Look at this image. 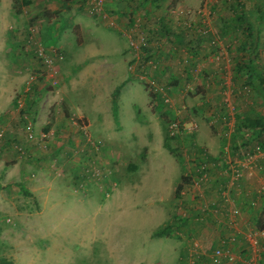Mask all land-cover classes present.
<instances>
[{"label":"rangeland","instance_id":"1","mask_svg":"<svg viewBox=\"0 0 264 264\" xmlns=\"http://www.w3.org/2000/svg\"><path fill=\"white\" fill-rule=\"evenodd\" d=\"M24 1L0 0V264H264L236 0ZM238 1L264 75V0Z\"/></svg>","mask_w":264,"mask_h":264},{"label":"trees","instance_id":"2","mask_svg":"<svg viewBox=\"0 0 264 264\" xmlns=\"http://www.w3.org/2000/svg\"><path fill=\"white\" fill-rule=\"evenodd\" d=\"M65 1H70V0H64V2ZM24 3L28 4L30 2L29 0H25ZM146 3L147 2L145 0H139L138 5H146ZM232 6L234 8L233 13H234V22H235L232 28L234 26L241 27L242 33L243 31H245V33L247 34V38L243 40L241 44L242 50L247 54V59L243 63L238 64L237 71L241 73H245L246 77L244 78V84L249 86L253 91V93L264 102V75L256 68L254 60L251 57V55L256 51L259 43V28H258L257 15L260 11L259 10L260 8H256L255 10H244L243 4L240 3L238 0H236V3L233 4ZM164 28L166 27L165 26L162 27V29ZM143 39L145 40L144 36ZM142 42H140L141 45L140 48L143 49L145 46ZM119 87L120 85L116 88L117 89L116 91H118ZM112 113L114 115V118L116 119L117 104L115 99H113V103H112ZM246 126L255 128L258 131L263 132L264 118L263 117L248 118ZM164 145L172 153H174V150L167 144V142H164ZM129 167L130 169H134L136 166L134 164H131ZM182 178L184 179L183 176ZM181 188L182 185L178 184L175 190L176 195L179 194ZM22 189L26 194H30V192H28L25 188ZM169 228H170V224L165 225L162 229L157 230L155 234L158 236H162L164 233L168 232ZM255 228L258 230H262L264 228V204L261 206L260 210L256 214Z\"/></svg>","mask_w":264,"mask_h":264},{"label":"crops","instance_id":"3","mask_svg":"<svg viewBox=\"0 0 264 264\" xmlns=\"http://www.w3.org/2000/svg\"><path fill=\"white\" fill-rule=\"evenodd\" d=\"M148 4H150L149 6H151V5H153L154 7H156V8H161V5H162V3H165V1L164 0H158V1H155V0H145ZM230 7H231V9H232V11L234 12V8H233V6H231L230 5ZM256 8H258L257 6H253V7H248V8H246V7H244L243 9L244 10H255ZM158 9H154V10H157V11H159ZM259 13H261L260 11H259ZM259 13H258V17H257V21H258V18H259ZM159 17V16H158ZM158 17H156V20H158L159 18ZM234 24H235V22H234ZM220 27H223V25H220ZM234 27H237V26H234ZM243 33L245 34V35H247L246 33H245V31H243ZM129 67L130 68H132L131 67V64L129 65ZM134 69H135V66H134ZM133 69V70H134ZM132 70V71H133ZM133 74V73H132ZM124 76H125V74L123 75V79H124ZM153 76L155 77H158V72H155V73H153ZM127 82V81H126ZM97 101H99L98 99H97ZM94 106H97V104H96V100H95V105ZM42 111V109H39L38 107H37V113H36V115H35V117H37V115H39L40 114V112ZM141 112H143V111H141ZM105 113L106 112H104V113H101V116H105ZM104 114V115H103ZM107 115H108V113H106ZM143 114H145V112H143ZM138 115H140V114H138L137 113V115H136V117L133 119V121H131L130 120V125H131V127H132V130L133 131H138V130H140V128H141V123H142V121L141 120H138L139 119V116ZM130 119H132V118H130ZM97 120H99V119H97ZM93 121V120H92ZM94 123V122H93ZM92 124V123H91ZM100 124V122H97L96 123V126L98 127V125ZM97 130V128H95V131ZM113 134V133H112ZM254 182V178H253V180H252V182H249V181H247V185H251L252 183ZM243 203H245V202H243Z\"/></svg>","mask_w":264,"mask_h":264},{"label":"built area","instance_id":"4","mask_svg":"<svg viewBox=\"0 0 264 264\" xmlns=\"http://www.w3.org/2000/svg\"><path fill=\"white\" fill-rule=\"evenodd\" d=\"M143 40H144V39H143V36H141V40H140V42H142ZM45 57H46V56H45ZM46 58H48V57H46ZM46 61L48 62V65L50 66L51 63H52L51 58L46 59ZM82 127H85V128H86V125H83ZM175 127H176V128H175ZM176 130H177V126H176L175 123H172V124L169 125V131H170L171 134L175 133ZM262 230H263V231H262ZM262 230H260V231H261V234L264 236V228H263ZM212 255H214V256H220V255H222V254L220 253V250H216V251L214 252V254H212ZM229 259L231 260V259H232V256H229ZM191 263H193V262H191Z\"/></svg>","mask_w":264,"mask_h":264}]
</instances>
